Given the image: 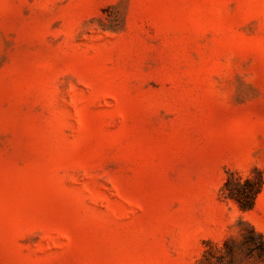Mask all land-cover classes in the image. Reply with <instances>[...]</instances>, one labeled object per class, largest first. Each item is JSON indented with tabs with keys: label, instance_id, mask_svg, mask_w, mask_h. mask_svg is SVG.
<instances>
[{
	"label": "rangeland",
	"instance_id": "obj_1",
	"mask_svg": "<svg viewBox=\"0 0 264 264\" xmlns=\"http://www.w3.org/2000/svg\"><path fill=\"white\" fill-rule=\"evenodd\" d=\"M255 168L264 0H0V264H264Z\"/></svg>",
	"mask_w": 264,
	"mask_h": 264
},
{
	"label": "trees",
	"instance_id": "obj_2",
	"mask_svg": "<svg viewBox=\"0 0 264 264\" xmlns=\"http://www.w3.org/2000/svg\"><path fill=\"white\" fill-rule=\"evenodd\" d=\"M263 191L264 175L255 168L247 175L229 172L220 189V195L225 201L235 203L241 211L250 212L256 207ZM242 246L248 259L254 256L264 257V236L253 227L248 234L243 235Z\"/></svg>",
	"mask_w": 264,
	"mask_h": 264
}]
</instances>
